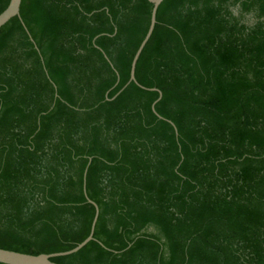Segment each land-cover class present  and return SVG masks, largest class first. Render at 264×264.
Masks as SVG:
<instances>
[{
	"label": "trees",
	"instance_id": "1",
	"mask_svg": "<svg viewBox=\"0 0 264 264\" xmlns=\"http://www.w3.org/2000/svg\"><path fill=\"white\" fill-rule=\"evenodd\" d=\"M150 10L21 0L0 28V249L81 243L90 159L93 240L52 262L264 264V0H164L126 85Z\"/></svg>",
	"mask_w": 264,
	"mask_h": 264
},
{
	"label": "water",
	"instance_id": "2",
	"mask_svg": "<svg viewBox=\"0 0 264 264\" xmlns=\"http://www.w3.org/2000/svg\"><path fill=\"white\" fill-rule=\"evenodd\" d=\"M146 1L151 5L149 25H148V29H147V32L144 38L142 39L140 45L138 46L135 54L132 57L130 68H129V80L126 85H128L129 83L137 84L135 81V77H134L136 62L152 34V31L155 26V16H156L157 9L164 0H146ZM20 4H21V0H9L7 7L0 13V28L3 27L5 24H7L12 18L14 17L20 18L19 17ZM141 88L144 89L143 87ZM149 91H155L158 93V98L152 104L151 111L158 119H162L159 115H157V113L154 110L155 104L161 99V93L157 91L156 89H149ZM116 96H114L111 100H113ZM105 100L111 101L107 98H105ZM167 122L174 128V131L176 133V130L173 124L169 121ZM89 164H90V159L88 160L87 165L83 172V187H82L83 194L86 198V201L94 207V216H93V219L90 225L88 236L81 243L77 244L73 249L66 251V252H60V253H54V254L28 255V254L0 249V264H56L52 262L51 259L56 258V257H65V256L75 254L79 250H81L86 244H88L90 241L93 240V232H94V228H95V224L97 221L99 211H98V207L93 202L88 200L85 195V175H86V171H87Z\"/></svg>",
	"mask_w": 264,
	"mask_h": 264
},
{
	"label": "rangeland",
	"instance_id": "3",
	"mask_svg": "<svg viewBox=\"0 0 264 264\" xmlns=\"http://www.w3.org/2000/svg\"><path fill=\"white\" fill-rule=\"evenodd\" d=\"M149 231H151V230H149Z\"/></svg>",
	"mask_w": 264,
	"mask_h": 264
}]
</instances>
